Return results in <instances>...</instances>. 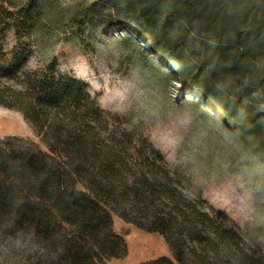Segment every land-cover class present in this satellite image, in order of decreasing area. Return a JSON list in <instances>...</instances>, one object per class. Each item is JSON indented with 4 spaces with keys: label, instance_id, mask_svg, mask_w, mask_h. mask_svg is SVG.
I'll use <instances>...</instances> for the list:
<instances>
[{
    "label": "trees",
    "instance_id": "trees-1",
    "mask_svg": "<svg viewBox=\"0 0 264 264\" xmlns=\"http://www.w3.org/2000/svg\"><path fill=\"white\" fill-rule=\"evenodd\" d=\"M136 2L128 12L138 21L123 28L264 154V0ZM40 13L33 0L17 9L0 0V105L42 143L0 140V236L29 238L25 264H105L128 255L118 216L168 244L171 256L138 264H264V251L186 183L142 124L103 108L56 61L29 68ZM187 29L191 46L178 37Z\"/></svg>",
    "mask_w": 264,
    "mask_h": 264
},
{
    "label": "rangeland",
    "instance_id": "rangeland-1",
    "mask_svg": "<svg viewBox=\"0 0 264 264\" xmlns=\"http://www.w3.org/2000/svg\"><path fill=\"white\" fill-rule=\"evenodd\" d=\"M30 1L8 0L14 9ZM33 1L41 13L29 68L56 61L58 75L90 84L92 98L103 108L142 124L186 183L210 204L226 210L246 239L264 251V154L255 153L246 133H234L189 93L168 62L123 28L138 21L128 12L137 0ZM188 31L181 30L178 37L191 46ZM8 40L10 47L15 44L14 32ZM7 137L42 145L20 112L0 105V140ZM115 230L126 240L128 255L105 264H138L171 256L157 233L138 229L118 216ZM31 248L34 244L24 235L0 236V264H25Z\"/></svg>",
    "mask_w": 264,
    "mask_h": 264
}]
</instances>
